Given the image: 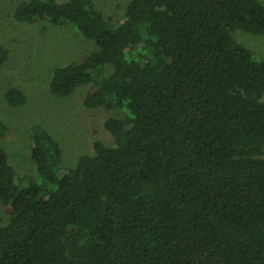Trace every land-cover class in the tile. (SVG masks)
I'll return each mask as SVG.
<instances>
[{"label": "trees", "instance_id": "16d2710c", "mask_svg": "<svg viewBox=\"0 0 264 264\" xmlns=\"http://www.w3.org/2000/svg\"><path fill=\"white\" fill-rule=\"evenodd\" d=\"M94 1L26 0L12 13L95 46L52 71V95L90 86L85 108L122 114L103 121L112 145L95 140L72 168L32 125L39 181L0 147V264H264V60L233 37L264 35V5L131 0L110 23ZM7 57L0 45V66Z\"/></svg>", "mask_w": 264, "mask_h": 264}, {"label": "rangeland", "instance_id": "374dc122", "mask_svg": "<svg viewBox=\"0 0 264 264\" xmlns=\"http://www.w3.org/2000/svg\"><path fill=\"white\" fill-rule=\"evenodd\" d=\"M25 1L0 0V45L8 50L7 60L0 66V122L6 127L0 147L18 177H33L39 181L29 153L32 125H40L52 136L59 145L63 167L72 168L80 155L92 153L95 140L112 145L113 139L103 129V121L122 113L101 107L85 108L83 100L90 86L79 87L69 97L51 94L48 83L52 71L81 60L95 46L68 27L45 21L33 24L14 21V9ZM130 1L95 0L94 4L110 23H117L122 20ZM260 2L264 5V0ZM233 37L256 59L264 60V35L235 31ZM9 89L23 93V105L12 107L8 104L6 93ZM5 219L0 205L2 224Z\"/></svg>", "mask_w": 264, "mask_h": 264}]
</instances>
